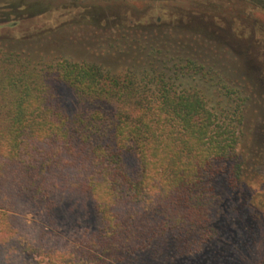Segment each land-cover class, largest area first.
<instances>
[{
  "label": "trees",
  "instance_id": "1",
  "mask_svg": "<svg viewBox=\"0 0 264 264\" xmlns=\"http://www.w3.org/2000/svg\"><path fill=\"white\" fill-rule=\"evenodd\" d=\"M26 10L0 4V27L36 19ZM145 66L114 71L0 48V264L123 263L172 241L196 251L218 233L214 180L245 185L244 113L217 112L203 90ZM180 70L202 69L189 59ZM62 88L86 109L69 111ZM74 196L97 219L79 244L27 224V214L52 224Z\"/></svg>",
  "mask_w": 264,
  "mask_h": 264
},
{
  "label": "rangeland",
  "instance_id": "2",
  "mask_svg": "<svg viewBox=\"0 0 264 264\" xmlns=\"http://www.w3.org/2000/svg\"><path fill=\"white\" fill-rule=\"evenodd\" d=\"M0 4L22 6L37 16L24 26L0 27V48L36 59L102 64L114 71L140 73L139 69H149L148 64L165 68L177 83L203 90L213 110L244 113L238 153L245 185L233 189L227 175L214 180L221 218L213 239L188 252L177 250L172 241L162 255L152 246L115 264H259L264 258V0H0ZM189 59L202 70L181 72ZM60 93L69 111L86 109L71 90L62 88ZM129 162L134 168V160ZM54 217L52 224L32 214L24 218L33 232L44 229L51 242L69 244H79L97 225L91 203L78 196L65 199Z\"/></svg>",
  "mask_w": 264,
  "mask_h": 264
}]
</instances>
